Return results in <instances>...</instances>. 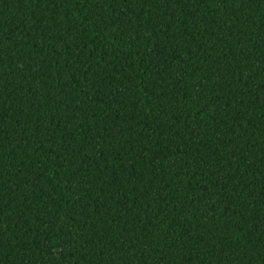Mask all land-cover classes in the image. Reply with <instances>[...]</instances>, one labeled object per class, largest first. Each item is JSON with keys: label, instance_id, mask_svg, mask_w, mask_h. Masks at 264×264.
I'll return each mask as SVG.
<instances>
[{"label": "trees", "instance_id": "1", "mask_svg": "<svg viewBox=\"0 0 264 264\" xmlns=\"http://www.w3.org/2000/svg\"><path fill=\"white\" fill-rule=\"evenodd\" d=\"M0 264H264V0H0Z\"/></svg>", "mask_w": 264, "mask_h": 264}]
</instances>
